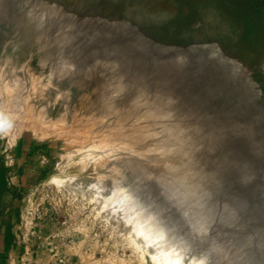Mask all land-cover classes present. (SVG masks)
I'll list each match as a JSON object with an SVG mask.
<instances>
[{
  "label": "rangeland",
  "instance_id": "374dc122",
  "mask_svg": "<svg viewBox=\"0 0 264 264\" xmlns=\"http://www.w3.org/2000/svg\"><path fill=\"white\" fill-rule=\"evenodd\" d=\"M133 1L0 0V264H155L130 231L149 216L184 264H264L263 209L239 202L223 219L217 208L199 235L147 178L190 146L187 103L203 120L243 100L221 84L218 48L201 46L209 2ZM228 2L235 44L264 52V0ZM248 75L263 94V67Z\"/></svg>",
  "mask_w": 264,
  "mask_h": 264
},
{
  "label": "water",
  "instance_id": "95a60500",
  "mask_svg": "<svg viewBox=\"0 0 264 264\" xmlns=\"http://www.w3.org/2000/svg\"><path fill=\"white\" fill-rule=\"evenodd\" d=\"M166 1L134 0L131 4L144 7V11H147L153 5L155 8H163ZM199 2H209L200 13L202 23L213 24V28L207 30L208 37L204 39L201 46L218 48L219 53L212 56L219 58L220 61L221 84L228 81L235 90H243V100L229 99L225 104L214 103L203 110L205 113L203 120L198 119V111L191 110L187 103V109L185 108L184 112L193 119L191 125L194 124L192 130L191 128L186 129L190 146L188 148L183 146L177 156H171L165 161L167 163H161L157 167H147L149 171L147 178L167 196L187 220L189 211H182L171 200L159 175L168 173L172 175L173 180H178L182 185L189 186L191 190L195 189L200 192V204L208 218L218 208L220 217L227 219L234 215L239 202L249 204L252 201L253 206L264 210V114L262 112L264 111V93L262 94L261 90L255 88L256 82L248 75L251 64L254 62H258L264 69V52L246 48L239 49L235 44L237 32L235 30L232 32V30L236 29V25L231 19V5L228 4V0H199ZM95 14L97 13L90 10L86 13V17L89 18ZM158 15L163 14L160 11ZM217 25L218 29L215 27ZM167 58L170 65L175 66L174 68L183 66L186 61L185 54L178 52H172ZM241 70H244L245 74L239 83L237 75L242 72ZM238 122L246 124L251 122L253 128L257 129V132L253 134L255 138L249 135L246 137L240 130H237L234 125ZM232 124L234 128L230 127ZM210 136H215L216 144L209 140ZM227 157L232 160L241 159L245 162L247 169L244 166L240 171L242 177H239L240 174L231 159L230 165L222 169L216 164V158L226 161ZM220 176L223 179L222 184L218 183ZM226 178L230 180L228 186L225 185ZM224 188L228 189L225 191ZM229 190L241 196L237 204L227 200ZM261 243L257 244L260 252L263 251L264 241Z\"/></svg>",
  "mask_w": 264,
  "mask_h": 264
},
{
  "label": "bare ground",
  "instance_id": "6f19581e",
  "mask_svg": "<svg viewBox=\"0 0 264 264\" xmlns=\"http://www.w3.org/2000/svg\"><path fill=\"white\" fill-rule=\"evenodd\" d=\"M3 14H5V13H3ZM140 15H141V13H140ZM121 19H122V17H121ZM125 20H128V19H125ZM125 23H126V21H125ZM124 28H125V26H124ZM139 28H141V27H139ZM146 34H148V33H146ZM66 39H68V38H66ZM262 112L264 114V111H262ZM257 114H259V113H257ZM250 123L251 122H249V124L238 122L234 125V127H236L237 130H240L246 137L249 135L253 138L254 137L253 134H255L257 132V129H254V128L249 129L248 127L252 124V123L251 124ZM230 127L234 128L233 124ZM212 131H214V130H212ZM226 132H228V130ZM222 133H223V131H222ZM214 138H215V136H210L209 140L214 142ZM221 142L224 144L223 140H221ZM214 143H211V144L213 145ZM237 157H239V156H237ZM230 159L231 158L227 157V159L225 158L226 161H224V159H222V158H219V159L216 158V164H218V166L221 167V169H222L224 166L230 165ZM232 162H233L234 166H236L235 168H237L238 174H240V171L243 170L244 166L247 169V165H245V162H243L241 159H239V160L233 159ZM225 163H227V165ZM240 176L242 177V174H240L239 177ZM159 177H160V180L164 183L163 186H164L165 190L168 192V196L171 198V200H173L174 203H176L182 209V211H184V212L189 211L188 222L190 223L191 228L195 231V233H198L199 235H203L205 230H206V227H204V222H205V219L208 218V216H207L206 212H204V208H202V206L200 204V200H199V199H201L200 192H197L195 189L191 190V188L187 185L183 184L184 185L183 186L180 182H178V180H173L172 175H169L168 173L161 174V175H159ZM237 177H238V175H237ZM218 179H219L218 183L220 182V184H222L223 183L222 177L220 176ZM225 182H226L225 185L228 186L230 180L228 178H226ZM224 189L226 191L228 188H224ZM115 194H118L120 196L119 198L121 200L125 198L124 193H120L119 191H117V192H115ZM118 195H116V197ZM240 198H241V196H238V194L236 192H234V191L231 192V190H229V192L227 194V200L229 202L237 204V202L239 200H241ZM108 199H110V198H108ZM111 204H112V201H111ZM132 206H133V204H132ZM190 211H191V213H190ZM246 214H247V216H249L248 212H246ZM142 223L143 224H141V225L136 224L135 226L132 227V230H130V231H132L131 232V234H133L132 236L140 237L141 240L143 239L145 244L148 245V248L150 251L149 256L151 257V259L154 261L155 264H184V263H182L180 257L177 254H175L173 252V250L170 248L171 246L170 247L168 246L167 239H165L163 237L162 230L158 226L155 225V222L151 219L150 216L147 217L145 219V222H142ZM256 223L259 225H258V228H255L254 230H257V229H259V227L264 225V213L262 214L261 218L258 217ZM137 241H139V240H137ZM257 241H258V244L263 242L260 240H257ZM132 242H133L132 246L134 245V247L137 248V250H139V251L144 250V248H145L144 246L137 245L133 240H132ZM253 242H254V240H253ZM255 244H257V243H255ZM245 246H246V244H245ZM262 249H263V251H261V259L264 261V247H262ZM190 264H201V262L195 261V262L190 263Z\"/></svg>",
  "mask_w": 264,
  "mask_h": 264
}]
</instances>
